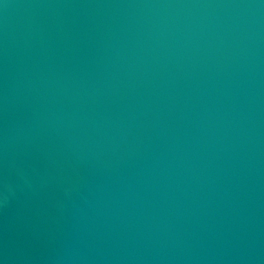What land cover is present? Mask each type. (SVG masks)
<instances>
[{
  "label": "water",
  "instance_id": "95a60500",
  "mask_svg": "<svg viewBox=\"0 0 264 264\" xmlns=\"http://www.w3.org/2000/svg\"><path fill=\"white\" fill-rule=\"evenodd\" d=\"M0 264H264V0H0Z\"/></svg>",
  "mask_w": 264,
  "mask_h": 264
}]
</instances>
